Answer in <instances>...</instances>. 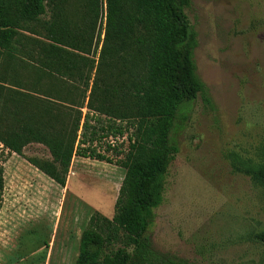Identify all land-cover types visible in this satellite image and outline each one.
Here are the masks:
<instances>
[{
    "label": "rangeland",
    "instance_id": "374dc122",
    "mask_svg": "<svg viewBox=\"0 0 264 264\" xmlns=\"http://www.w3.org/2000/svg\"><path fill=\"white\" fill-rule=\"evenodd\" d=\"M189 1L196 74L205 94L173 130L178 154L149 235L157 252L194 264H264V179L258 175L264 168V0ZM82 7L81 0H68L70 15L81 16ZM50 20L48 12L38 35L22 34L49 43L43 25ZM103 26L100 21L98 30ZM26 57L17 68L28 80L34 64ZM41 87L64 90L67 103L56 104L70 114L89 102L84 82L53 74L43 76ZM95 116L91 125L100 135L109 125L125 133L104 139L98 150L106 152L109 142L126 151L132 128ZM23 153L4 164L0 264H76L91 216L113 218L126 171L115 161L75 157L63 188L27 161L51 160L45 146L31 144Z\"/></svg>",
    "mask_w": 264,
    "mask_h": 264
},
{
    "label": "trees",
    "instance_id": "16d2710c",
    "mask_svg": "<svg viewBox=\"0 0 264 264\" xmlns=\"http://www.w3.org/2000/svg\"><path fill=\"white\" fill-rule=\"evenodd\" d=\"M81 2L78 16L68 13V0H0V211L4 164L12 154L23 156L31 144L45 146L51 160L27 161L63 188L75 157L115 161L126 171L115 214L91 216L76 264H194L157 252L149 235L178 154L173 130L205 94L196 74V35L186 14L190 1ZM48 12L51 20L43 30L49 43L22 34L38 35ZM100 21L104 26L98 30ZM22 54L34 64L28 66L34 69L25 75L28 80L17 68ZM53 74L84 82L90 90L87 106L70 114L56 104L67 103L68 94L41 87L43 76ZM95 114L132 128L126 151L109 142L106 152L98 150L104 139L125 133L109 125L100 135L91 125ZM258 175L264 179V168Z\"/></svg>",
    "mask_w": 264,
    "mask_h": 264
}]
</instances>
